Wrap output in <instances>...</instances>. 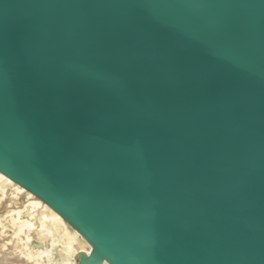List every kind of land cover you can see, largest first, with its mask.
I'll list each match as a JSON object with an SVG mask.
<instances>
[{
    "label": "water",
    "instance_id": "1",
    "mask_svg": "<svg viewBox=\"0 0 264 264\" xmlns=\"http://www.w3.org/2000/svg\"><path fill=\"white\" fill-rule=\"evenodd\" d=\"M0 171L79 264H264V0H0Z\"/></svg>",
    "mask_w": 264,
    "mask_h": 264
},
{
    "label": "bare ground",
    "instance_id": "2",
    "mask_svg": "<svg viewBox=\"0 0 264 264\" xmlns=\"http://www.w3.org/2000/svg\"><path fill=\"white\" fill-rule=\"evenodd\" d=\"M91 251L58 212L0 171V264H79Z\"/></svg>",
    "mask_w": 264,
    "mask_h": 264
}]
</instances>
